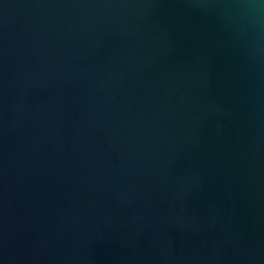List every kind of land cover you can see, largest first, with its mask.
Here are the masks:
<instances>
[{
	"label": "water",
	"instance_id": "obj_1",
	"mask_svg": "<svg viewBox=\"0 0 264 264\" xmlns=\"http://www.w3.org/2000/svg\"><path fill=\"white\" fill-rule=\"evenodd\" d=\"M0 264H264V0H0Z\"/></svg>",
	"mask_w": 264,
	"mask_h": 264
}]
</instances>
